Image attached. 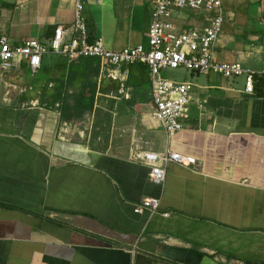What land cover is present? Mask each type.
I'll use <instances>...</instances> for the list:
<instances>
[{
    "label": "crops",
    "instance_id": "0c3cea01",
    "mask_svg": "<svg viewBox=\"0 0 264 264\" xmlns=\"http://www.w3.org/2000/svg\"><path fill=\"white\" fill-rule=\"evenodd\" d=\"M81 1L89 42L147 49L152 0ZM220 2L213 60L253 73V92L242 77L190 73L177 82L193 89L171 138L153 118L144 66L96 59V74L86 71L94 107L82 113L72 109L82 79L67 86L77 59L48 53L34 75L22 60L0 72V264H264V0ZM74 5L0 0V38L47 42L62 27L67 39ZM169 22L175 32L205 24L179 11ZM58 91L69 109L50 104ZM140 151L179 152L198 166L169 163L156 186ZM150 198L157 213H133Z\"/></svg>",
    "mask_w": 264,
    "mask_h": 264
},
{
    "label": "built area",
    "instance_id": "2783aa9c",
    "mask_svg": "<svg viewBox=\"0 0 264 264\" xmlns=\"http://www.w3.org/2000/svg\"><path fill=\"white\" fill-rule=\"evenodd\" d=\"M83 2L75 0L74 21L71 34L66 39V30L55 29L47 42L29 39L12 47L6 38H0V72L12 69L15 60L26 63L31 74H36L42 59L48 53L62 55L68 61L78 58H94L107 67L141 65L147 68L150 78V96L153 118L165 130L168 138L183 129L187 106L191 99L192 85L162 79L164 70L181 69L193 74L206 75L210 72L225 78L242 77L244 92H253L254 74L238 63L219 64L214 62L215 42L224 21L220 0H152L151 22L147 31V49L141 45L115 52L104 47L102 39L88 41L85 18L82 15ZM173 11L204 14L205 24L200 29L188 28L175 32L169 18ZM135 160L148 169V181L156 186L165 182L166 166L174 163L195 169L194 158L179 152L155 153L140 151ZM158 199H144L133 208L134 214L159 211ZM167 216V214H163Z\"/></svg>",
    "mask_w": 264,
    "mask_h": 264
},
{
    "label": "trees",
    "instance_id": "16d2710c",
    "mask_svg": "<svg viewBox=\"0 0 264 264\" xmlns=\"http://www.w3.org/2000/svg\"><path fill=\"white\" fill-rule=\"evenodd\" d=\"M76 61L77 64L73 63L69 65L67 86H72L76 78L82 79L83 82L81 91L79 92V95L75 97L74 105L72 106V109L82 113L84 110L90 111L94 107L96 98L95 84H92L91 80H88L89 75L86 74V71L88 69L93 74H96L98 61L94 58H78ZM80 67L83 69H79ZM86 80H88V82L85 84ZM60 89L61 88H58V90ZM57 101L61 102V110H67L70 108L66 104L64 97L61 96V92H59L57 96L51 100L50 104L53 105ZM77 117H79V115L74 118L71 117V119H75Z\"/></svg>",
    "mask_w": 264,
    "mask_h": 264
},
{
    "label": "rangeland",
    "instance_id": "374dc122",
    "mask_svg": "<svg viewBox=\"0 0 264 264\" xmlns=\"http://www.w3.org/2000/svg\"><path fill=\"white\" fill-rule=\"evenodd\" d=\"M189 74L190 72L181 69L164 70L161 72V77L168 81L183 82L191 81V76Z\"/></svg>",
    "mask_w": 264,
    "mask_h": 264
}]
</instances>
